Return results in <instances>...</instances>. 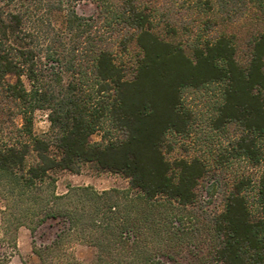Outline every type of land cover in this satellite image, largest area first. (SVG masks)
Returning <instances> with one entry per match:
<instances>
[{"label": "trees", "instance_id": "16d2710c", "mask_svg": "<svg viewBox=\"0 0 264 264\" xmlns=\"http://www.w3.org/2000/svg\"><path fill=\"white\" fill-rule=\"evenodd\" d=\"M80 1L94 14H77ZM161 1L0 0L1 223L5 235L58 224L32 244L40 264H264V32L241 66L231 34L214 30L250 4L264 12V0ZM130 44L139 57L127 77L118 55ZM202 101L213 129L236 131L230 155L253 168L224 182L215 209L196 190L204 159L167 157V135L188 136ZM36 110L47 111L43 135ZM86 163L128 186L57 194L50 172ZM72 242L93 257L76 258Z\"/></svg>", "mask_w": 264, "mask_h": 264}, {"label": "rangeland", "instance_id": "374dc122", "mask_svg": "<svg viewBox=\"0 0 264 264\" xmlns=\"http://www.w3.org/2000/svg\"><path fill=\"white\" fill-rule=\"evenodd\" d=\"M74 9L77 14L87 16L94 14L96 8L91 2L80 1L74 5ZM214 30L231 34L236 50V60L241 66H246L250 59L253 41L260 33L264 32V12L250 4L242 17L233 22H219ZM180 40L185 41L186 37L179 34L173 38V41L176 42ZM137 57H139V52L134 44H130L126 54L118 55V59H122L126 65L127 77H131ZM8 78L10 81L14 80L11 76ZM203 105L202 101L199 107L204 113H198L193 129L188 136L183 137L174 133L167 135L166 142L172 146V149L167 151V157L171 159L179 156L187 158L196 156L204 159L208 164V171L200 179L196 190L203 206L215 209L221 206L224 182L234 174L247 173V171H253V168L245 161L230 155L231 140L236 131L230 129L231 131L222 133L213 129ZM14 123L20 126L19 116L14 117ZM32 128L37 135L48 133L49 121L46 110L35 111ZM99 139L98 133L90 137L91 141ZM28 161H31V156ZM257 170L260 171L261 168H257ZM50 174L55 178L54 188L57 194L66 192L67 188L71 186H91L97 191L110 188L121 189L128 186L127 180L121 174L96 170L90 163L82 165L78 173L57 170L51 171ZM5 204L6 200L0 198V209H3ZM1 219L2 214H0V256H6L7 264H40L38 257L32 253V244L33 242L36 245L49 243L57 232L58 224L50 220L39 226L33 234L26 226L20 225L16 228L11 227L5 235L6 226H3ZM6 236L8 237L7 241H5ZM13 237L15 238V247H12V243L9 241ZM71 245L72 252L79 260L88 261L94 255V249L90 246L79 242H72Z\"/></svg>", "mask_w": 264, "mask_h": 264}]
</instances>
